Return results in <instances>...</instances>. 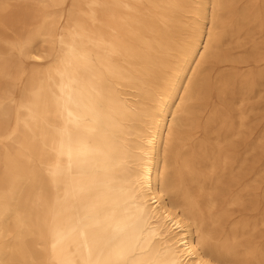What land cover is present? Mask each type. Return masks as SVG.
I'll list each match as a JSON object with an SVG mask.
<instances>
[{"label": "bare ground", "instance_id": "obj_1", "mask_svg": "<svg viewBox=\"0 0 264 264\" xmlns=\"http://www.w3.org/2000/svg\"><path fill=\"white\" fill-rule=\"evenodd\" d=\"M193 259L264 264V0H0V264Z\"/></svg>", "mask_w": 264, "mask_h": 264}, {"label": "snow or ice", "instance_id": "obj_2", "mask_svg": "<svg viewBox=\"0 0 264 264\" xmlns=\"http://www.w3.org/2000/svg\"><path fill=\"white\" fill-rule=\"evenodd\" d=\"M197 37H198V33H197L196 28H195V24H193V28H192V31L190 33V39L192 40L193 44H195V41L197 40ZM177 227H179V226L177 225ZM191 255L195 256V253H192ZM192 264H200V262L195 260V259H193L192 260ZM205 264H208V262L205 261Z\"/></svg>", "mask_w": 264, "mask_h": 264}]
</instances>
